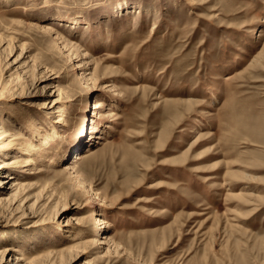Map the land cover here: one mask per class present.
Listing matches in <instances>:
<instances>
[{
    "label": "rangeland",
    "instance_id": "1",
    "mask_svg": "<svg viewBox=\"0 0 264 264\" xmlns=\"http://www.w3.org/2000/svg\"><path fill=\"white\" fill-rule=\"evenodd\" d=\"M0 131V264H264V0H0Z\"/></svg>",
    "mask_w": 264,
    "mask_h": 264
},
{
    "label": "bare ground",
    "instance_id": "2",
    "mask_svg": "<svg viewBox=\"0 0 264 264\" xmlns=\"http://www.w3.org/2000/svg\"><path fill=\"white\" fill-rule=\"evenodd\" d=\"M76 22V20H74ZM75 25V24H74ZM78 25V24H77ZM47 28V27H46ZM49 30H54V27L52 26H48ZM56 120V119H55ZM60 120V121H59ZM63 119H57L55 122H62ZM52 129L54 132V135L56 137H58L59 139L63 136L62 132L59 131V128L56 127V125L58 126V124H52ZM42 129L37 128V130L35 131L36 135H43V133L41 132ZM1 132V131H0ZM42 133V134H41ZM3 134V133H2ZM6 135V134H5ZM35 135V136H36ZM1 136V135H0ZM11 136V135H10ZM18 136V135H17ZM0 137V154L4 153L6 154L7 152H10L11 150L13 151H18L21 152L23 155H20L21 157L16 158L15 160L13 159V163L15 165V167H21L24 166V168L31 166L32 164L35 163V158L34 154L36 153L37 150L40 149L39 143L38 142H29L28 144L26 142L20 141L18 140L16 137H13L12 139H7L6 137ZM41 138V137H40ZM43 141L42 143H46L48 142L49 139H46V137H43ZM42 140V138L40 139ZM38 141V140H37ZM5 157V156H4ZM3 157V158H4ZM6 163V162H5ZM6 166V165H5ZM11 168V167H10ZM9 168V169H10ZM17 169V168H16ZM12 170V169H10ZM26 172L28 173H33L32 170H28L25 169ZM6 176V175H5ZM102 227H105V224H102ZM17 258V257H16ZM20 258V259H19ZM19 261L22 259V257H19ZM18 261V262H19ZM17 264V263H16Z\"/></svg>",
    "mask_w": 264,
    "mask_h": 264
}]
</instances>
